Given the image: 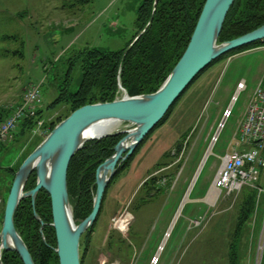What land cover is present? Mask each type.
<instances>
[{"label":"rangeland","instance_id":"374dc122","mask_svg":"<svg viewBox=\"0 0 264 264\" xmlns=\"http://www.w3.org/2000/svg\"><path fill=\"white\" fill-rule=\"evenodd\" d=\"M143 1L0 0V108L19 105L26 91L33 88L40 92L42 113L40 118L25 121L33 123L25 134L16 132L0 146V230L18 169L69 112L67 104L55 100L64 86L69 93L79 88L83 73L77 56L91 48L111 52L125 48L136 32L137 11ZM244 52L208 68L127 170L117 180H113L116 174L111 179L91 240L85 244L86 253L79 244L83 264H230L231 235L243 192L216 198L213 204L205 199L221 158L234 142L254 77L262 75L259 67L264 70V49L237 56ZM240 78L247 80L248 89L236 94L234 85ZM123 91L119 86L114 99L125 97ZM230 106L231 116L219 129ZM133 128L118 123L113 132ZM155 178L153 184L160 191L151 188ZM144 183L148 185L142 187ZM258 186L262 191L253 190V210L237 247L238 264H264L262 174ZM183 199L186 202L177 217ZM110 235L123 242L111 246Z\"/></svg>","mask_w":264,"mask_h":264},{"label":"trees","instance_id":"16d2710c","mask_svg":"<svg viewBox=\"0 0 264 264\" xmlns=\"http://www.w3.org/2000/svg\"><path fill=\"white\" fill-rule=\"evenodd\" d=\"M205 1L157 0L154 7V0H144L137 11L135 21L136 32L125 48L116 52L91 48L79 53L77 60L80 62L83 76L78 90L75 93H69L64 86L60 89L61 93L55 100L56 104L65 103L69 107V112L64 119L83 106L112 102L115 100L114 98L119 86L129 97L156 92L183 55ZM153 8V21L144 31L150 20ZM262 25H264V0H235L227 14L217 44L241 37ZM136 38L137 40H135ZM263 44V42H257L230 52L214 61L208 68L216 62L222 61L227 56L249 51ZM126 49L128 51L123 57ZM208 68L196 77L186 91L172 105L162 121L138 146L135 153L123 163L117 171L113 179L114 181L127 170L153 132L165 123L175 105ZM41 114L40 110L37 116L40 118ZM32 125V121L21 123L17 133L19 135L25 134L27 130H30ZM121 138L122 136H115L107 137L100 141L88 142L71 160L67 171V190L76 225L91 213L96 189V168L112 156L113 148ZM155 181H157L156 178L151 180V188L160 191V189L155 188V184H153ZM147 185L148 183H144L142 187H146ZM34 186L35 174L33 173L24 191L32 190ZM253 190L252 188L242 189V203L238 213L237 225H235V229L231 235L232 240L228 253L230 264H238L236 261L237 247L240 243L243 226L248 221L253 210L255 198ZM34 210L44 224L42 233L39 232L40 224L34 218L29 198L22 200L15 211L14 227L27 247L34 264H59L58 257L54 251L56 239L54 229L51 226L50 198L44 190L38 193ZM94 227L95 225L80 239L85 253L87 250L85 249V244L88 246L91 235L94 232ZM42 238H44V241ZM108 239L111 246H113L112 242H123L121 237L114 235H110ZM1 261L2 264H23L19 256L14 252H3ZM83 262L84 254L80 258V264H83Z\"/></svg>","mask_w":264,"mask_h":264},{"label":"water","instance_id":"95a60500","mask_svg":"<svg viewBox=\"0 0 264 264\" xmlns=\"http://www.w3.org/2000/svg\"><path fill=\"white\" fill-rule=\"evenodd\" d=\"M234 2L235 0L205 1L183 55L156 92L136 97L125 94L122 99L110 103L83 106L71 113L45 137L36 150L22 163L12 182L0 230V251L14 252L23 264H34L27 247L14 227V214L20 202L29 198L34 218L40 224L39 232L42 233L44 224L35 213L34 206L38 193L44 190L50 198L51 226L56 239L54 251L58 262L59 264H80V239L96 222L106 188L118 168L132 156L196 77L214 61L237 49L264 41V25H262L241 37L217 44L227 14ZM156 3L157 0H154V7ZM153 13L154 8L144 31L151 25ZM128 49L125 50L123 57ZM106 122L130 124L134 128L97 137L92 129ZM224 122L225 119L222 120L219 129L223 127ZM219 129L211 143L216 140ZM115 136H123V138L113 148L112 156L98 165L95 170L96 190L91 213L76 225L67 190L69 164L86 143ZM211 147L212 145L208 151ZM32 173L36 174V185L32 190L25 192V186ZM183 203L182 201L178 211ZM42 239L44 241V238ZM0 264H2L1 259Z\"/></svg>","mask_w":264,"mask_h":264},{"label":"built area","instance_id":"2783aa9c","mask_svg":"<svg viewBox=\"0 0 264 264\" xmlns=\"http://www.w3.org/2000/svg\"><path fill=\"white\" fill-rule=\"evenodd\" d=\"M243 91L245 85L241 82L237 92ZM40 99L38 89L32 88L26 91L19 105L0 108V146L17 132L21 123L37 116L41 110ZM229 115L228 112L225 118ZM235 135L232 146L221 158L212 184L218 192L217 199L238 194L244 188L262 191L258 186L260 175H264V86L261 82L252 92Z\"/></svg>","mask_w":264,"mask_h":264},{"label":"bare ground","instance_id":"6f19581e","mask_svg":"<svg viewBox=\"0 0 264 264\" xmlns=\"http://www.w3.org/2000/svg\"><path fill=\"white\" fill-rule=\"evenodd\" d=\"M230 114V111H228ZM230 116V115H229ZM115 125H117L116 123H104V124H100L95 126L92 131L93 133H95V135L97 137H101L103 135H107L113 132V129L115 128ZM210 150L208 151L209 154ZM218 196V192L215 191L213 188H211V190L208 192L205 201L208 202L209 204H213L216 200ZM186 202V199L184 200V203ZM183 206V205H182ZM181 206V208H182ZM181 210H179L177 217L179 216Z\"/></svg>","mask_w":264,"mask_h":264},{"label":"crops","instance_id":"0c3cea01","mask_svg":"<svg viewBox=\"0 0 264 264\" xmlns=\"http://www.w3.org/2000/svg\"><path fill=\"white\" fill-rule=\"evenodd\" d=\"M260 49H264L263 47H261ZM260 49H257V50H260ZM254 51H256V50H254ZM249 52H253V51H248V52H244V53H240L239 55H237V56H240V55H243V54H246V53H249ZM237 56H235V57H237ZM218 71V74H216L215 75V82H214V86H213V89H214V87H215V84H216V82H217V78L219 77V75H220V71H221V68H220V70H217ZM259 74H262L260 77H254V87H253V89L251 90V92H253V90L255 89V87H256V85L257 84H259L260 82L262 83V85L264 86V70H263V68L262 67H259ZM212 77H210L209 79H211ZM212 80H213V78H212ZM241 82H243L244 83V85H245V91L248 89V82H247V80H245V78H240V79H238L237 81H236V83H235V85H234V91L236 92V94L238 93L237 92V85L239 84V83H241ZM213 89H211V91H210V93H209V96L211 95V93H212V91H213ZM244 92V91H243ZM251 95H252V93H251ZM209 96H208V98H209ZM237 96V95H236ZM251 97V96H250ZM233 98H236L235 96L234 97H232V99ZM250 99V98H249ZM249 101V100H248ZM220 103V102H219ZM221 104V103H220ZM224 106V105H223ZM247 106V105H246ZM245 109H246V107H245ZM245 109H244V112H245ZM202 111H203V109H202ZM244 112H243V114H242V116H241V119H240V121L242 120V118H243V115H244ZM231 116V115H230ZM229 116V117H230ZM202 119V118H201ZM194 124V123H193ZM202 125V127H203V124H201Z\"/></svg>","mask_w":264,"mask_h":264}]
</instances>
